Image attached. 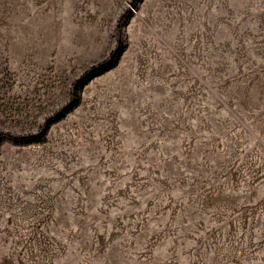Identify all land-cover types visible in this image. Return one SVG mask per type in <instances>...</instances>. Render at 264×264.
I'll list each match as a JSON object with an SVG mask.
<instances>
[{
    "label": "rangeland",
    "instance_id": "374dc122",
    "mask_svg": "<svg viewBox=\"0 0 264 264\" xmlns=\"http://www.w3.org/2000/svg\"><path fill=\"white\" fill-rule=\"evenodd\" d=\"M1 133L0 264H264V0H0Z\"/></svg>",
    "mask_w": 264,
    "mask_h": 264
},
{
    "label": "trees",
    "instance_id": "16d2710c",
    "mask_svg": "<svg viewBox=\"0 0 264 264\" xmlns=\"http://www.w3.org/2000/svg\"><path fill=\"white\" fill-rule=\"evenodd\" d=\"M117 50L113 52L108 59L103 60L95 65L90 66L86 69L82 75L76 79L72 86L71 96L67 105L61 109L56 115V119H61L65 113L75 108L79 103V90L80 88L91 78L103 73L104 71L110 69L115 63ZM2 141H9L13 145H27L31 143H38L42 141V136L40 133L29 134V135H13L10 133L0 134V144Z\"/></svg>",
    "mask_w": 264,
    "mask_h": 264
}]
</instances>
